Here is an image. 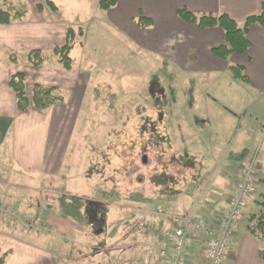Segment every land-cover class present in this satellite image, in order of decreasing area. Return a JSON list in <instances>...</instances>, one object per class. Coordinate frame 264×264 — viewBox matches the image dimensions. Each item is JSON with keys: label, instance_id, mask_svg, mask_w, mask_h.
<instances>
[{"label": "crops", "instance_id": "0c3cea01", "mask_svg": "<svg viewBox=\"0 0 264 264\" xmlns=\"http://www.w3.org/2000/svg\"><path fill=\"white\" fill-rule=\"evenodd\" d=\"M262 5L264 0H118L117 5L108 11L120 32L126 34L129 45L147 53L146 59L153 67L158 69L163 64L167 68L165 72L174 70L181 72L185 79L191 76L206 80L207 84L212 83V89L224 92L222 97L213 93L210 94L212 99H208L207 92L212 85L208 89L199 87L201 101L183 102L179 106L192 114L198 109L208 118L212 114L218 118L217 125L213 123L212 131L216 136L211 141L219 144L211 149L210 140H207L211 160L203 161L205 167L201 171L203 175L212 172L213 176L211 174L210 179L201 185V177L195 178V171L184 170L182 175L177 174L179 176L175 181L178 180V183L171 189H177V192L168 193V189L165 194L169 209L163 207V210L168 214L188 216L191 223L202 221L213 227L218 225L241 179V165L252 158L259 171L258 195L264 197V28L251 25L246 35L249 43L246 53L231 54L222 60L212 51L226 45L224 32L218 26L202 29L197 24L184 22L177 12L184 10L197 17L226 16L242 27L247 18L260 14ZM141 17L149 20L148 26L139 24ZM13 25H0V177L3 179L0 182V207L6 211L0 214V264H92L88 244L91 242L89 231L93 230V226L81 210L70 215L67 226H64L63 219L54 217V203H41L34 197L35 208L28 207L33 201L30 200L32 192L42 190L45 182L53 186V179L66 166L80 104L86 101L88 79L81 84V77L77 80L76 76L70 75L74 72H60L59 69L42 66L41 69L50 71L36 74L37 85L54 88L58 93L62 90L69 97H62V102L44 112L29 108L20 113L16 108L15 94L8 85L10 76L15 73L5 66V55L11 53L12 48L22 52L34 44L32 49L38 51L37 42L43 38L41 34L26 37L23 30H12ZM18 31L19 34H14ZM233 66L241 68L237 78H233L229 71ZM222 78L226 81H222ZM191 87L194 88L195 84H183L181 92ZM174 88L175 93L180 92L178 85ZM88 117L89 114L81 118L87 121ZM178 135L175 131V137ZM198 140L204 141L201 138ZM174 155L177 157V149L169 152L171 162L176 163ZM67 163L69 165V161ZM173 168L179 169L178 163ZM173 168L169 169L176 170ZM184 174L193 175L185 180L181 178ZM15 176L21 181L13 183V187L10 183ZM190 185L194 186V196L190 195ZM13 188L27 191L22 194L14 192ZM77 191L80 193V188ZM81 199L87 200L84 197ZM102 202L100 200L99 203ZM260 203L264 202L255 197L249 201L247 214L234 229L225 264H264V259L260 257L261 250H264V239L258 240L246 229V216L259 212ZM74 205L82 204L74 202ZM181 208L186 209L183 214L178 211ZM12 213L17 215L14 219L9 217ZM29 216L39 218V230H30L23 224L22 218ZM73 216H78V220ZM140 217L133 224L140 228L142 235L155 236L146 245L139 242L146 252L140 264H162L158 260L157 246L171 236L170 219L157 215V223H143ZM101 221L105 226V218ZM63 232L68 233L69 237L78 238L74 241L81 243L84 249L89 246L88 251L81 253L77 242L71 244L66 239H59L58 235ZM100 232L103 231L97 234ZM99 245L104 247L102 240ZM202 250L197 245L190 246L186 251V264H207ZM146 259L147 263H144Z\"/></svg>", "mask_w": 264, "mask_h": 264}, {"label": "rangeland", "instance_id": "374dc122", "mask_svg": "<svg viewBox=\"0 0 264 264\" xmlns=\"http://www.w3.org/2000/svg\"><path fill=\"white\" fill-rule=\"evenodd\" d=\"M100 1L0 0L1 10L12 8L25 12L21 22L12 23L15 24L12 30H23L29 38L40 34L43 38L37 42L40 55L33 58L37 66L32 65L27 56L35 51L32 49L35 44L22 52L12 48L11 53H6L4 64L10 72L25 74V89L30 92L37 85L36 74L50 71L41 69L42 66L65 71L53 49L66 44L69 32V72H74L70 75L76 76L77 80L81 77V84L88 79L89 89L86 101L80 104L79 117L70 140L66 159L69 165L66 162L60 174L53 179V186L45 182L42 190L32 192L30 200L33 201H29L28 207L35 208L34 197L41 203H54V217L63 219L64 226H67L73 213L75 215L81 210L93 226V230L89 231L91 242L88 244L92 264H140L146 252L139 242L146 245L155 236L142 235L133 221L141 213L143 223H157V208L169 209L166 191L177 192V189H171L178 183L176 176L184 170L195 171V178L201 177V185L210 179L212 172L203 175L201 171L205 167L203 161L211 160L208 149H214L213 145L219 144L211 141L215 135L213 123L216 126L218 118L214 114L208 118L198 109L192 114L179 107L183 102L201 101L199 90L208 89L212 83L207 84L206 80L191 76L185 79L181 72L174 70L165 72L167 68L163 64L158 69L153 67L146 59L147 53L129 45L126 34L123 35L114 24L112 14L99 9ZM14 34H19V31ZM222 81L226 80L222 78ZM183 84H195V87L181 92ZM176 85L181 94L175 93ZM210 87L208 99H212L210 94L213 93L224 96L223 90L215 91L213 85ZM58 94L64 99L69 97L62 90ZM177 95H180L179 100ZM88 114L89 119L84 121L81 117ZM175 131L179 133L178 137H175ZM194 138L196 140H191ZM208 139L210 148L206 145ZM176 149L177 157H172L179 169L173 168L176 163L169 158V152ZM253 150L256 151L257 146ZM192 175L184 174L181 178L189 180ZM2 180L0 177V182ZM11 181L9 183L13 186L21 179L15 176ZM77 188H80V193ZM189 188L192 189L190 195H196L194 186ZM13 189L22 194L27 191ZM83 197L87 200L81 199ZM254 197L262 200L258 191ZM100 200L106 204H100ZM74 202L82 205L72 206ZM178 211L183 214L186 209ZM4 212L1 206L0 214ZM78 218L73 216L75 220ZM103 218L105 226L101 223ZM98 229L103 232L94 234ZM58 237L71 244L78 239L64 232ZM100 240L104 247L99 245ZM76 246L81 253L88 251L89 247L84 249L81 243Z\"/></svg>", "mask_w": 264, "mask_h": 264}, {"label": "trees", "instance_id": "16d2710c", "mask_svg": "<svg viewBox=\"0 0 264 264\" xmlns=\"http://www.w3.org/2000/svg\"><path fill=\"white\" fill-rule=\"evenodd\" d=\"M118 3V0H101L99 2V9L103 12H108L113 9ZM50 8L54 10L52 4H49ZM24 8V6L22 5ZM40 9V8H39ZM179 18L184 22L190 24H197L199 28H213L218 26L225 34L226 45L213 50V55L226 60L231 54L243 55L246 53L249 43L246 39L248 29L251 25H259L264 28V5L261 6L260 14L257 16L249 17L245 20L242 27H238L234 22L229 20L226 16H220L213 18L211 16H200L197 17L184 10L177 12ZM25 17L23 10L15 11L11 9H0V25H9L15 22H20ZM149 20L145 18L139 19V24L149 25ZM66 44L61 48H54L53 54L58 58V61L63 65L65 70L70 69V61L68 58L70 46V34L67 32ZM40 55L39 51H32L28 53V60L31 64L37 66L38 63L33 61V58H37ZM233 78L238 77V73L241 72V68L233 66L229 68ZM241 77V76H240ZM244 80V77H241ZM25 75L23 73H15L10 76L8 85L15 94L16 108L20 113H24L29 108H33L36 111L44 112L49 107L62 102V97L54 88H43L40 85H35L30 92L25 89ZM29 93V94H28ZM264 202V197L262 196ZM74 206V204H71ZM261 210L256 214L246 216L248 225L246 227L249 234L258 240L264 239V203H260ZM37 218V217H27ZM41 228V221H40ZM260 257L264 259V250H261ZM1 263V260H0Z\"/></svg>", "mask_w": 264, "mask_h": 264}, {"label": "built area", "instance_id": "2783aa9c", "mask_svg": "<svg viewBox=\"0 0 264 264\" xmlns=\"http://www.w3.org/2000/svg\"><path fill=\"white\" fill-rule=\"evenodd\" d=\"M254 161L252 158L241 165V179L228 202L226 214L216 227L202 221L191 223L188 216L168 214L161 208L157 210L159 216L169 218L171 223V236L157 246L159 262L186 264V251L197 245L203 249V259L207 264L226 263L234 229L246 215L248 202L257 193L259 171ZM22 222L31 229L40 227L38 218H22Z\"/></svg>", "mask_w": 264, "mask_h": 264}, {"label": "water", "instance_id": "95a60500", "mask_svg": "<svg viewBox=\"0 0 264 264\" xmlns=\"http://www.w3.org/2000/svg\"><path fill=\"white\" fill-rule=\"evenodd\" d=\"M99 231L95 232L96 234L98 233Z\"/></svg>", "mask_w": 264, "mask_h": 264}]
</instances>
